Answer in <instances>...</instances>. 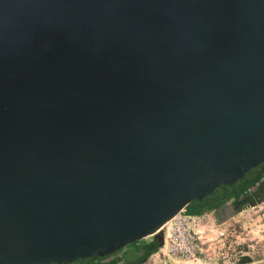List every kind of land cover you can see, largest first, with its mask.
<instances>
[{
	"label": "water",
	"instance_id": "95a60500",
	"mask_svg": "<svg viewBox=\"0 0 264 264\" xmlns=\"http://www.w3.org/2000/svg\"><path fill=\"white\" fill-rule=\"evenodd\" d=\"M264 163V0H0V264L153 236Z\"/></svg>",
	"mask_w": 264,
	"mask_h": 264
},
{
	"label": "rangeland",
	"instance_id": "374dc122",
	"mask_svg": "<svg viewBox=\"0 0 264 264\" xmlns=\"http://www.w3.org/2000/svg\"><path fill=\"white\" fill-rule=\"evenodd\" d=\"M253 197L250 202H244V208L236 213L217 209L193 215L199 230V260L165 257L161 250H157V245L140 264H264V186ZM143 241L157 240L149 236Z\"/></svg>",
	"mask_w": 264,
	"mask_h": 264
},
{
	"label": "built area",
	"instance_id": "2783aa9c",
	"mask_svg": "<svg viewBox=\"0 0 264 264\" xmlns=\"http://www.w3.org/2000/svg\"><path fill=\"white\" fill-rule=\"evenodd\" d=\"M157 231L161 235L157 250H161L165 257L199 260V230L196 229L194 216L188 214L185 208L178 211Z\"/></svg>",
	"mask_w": 264,
	"mask_h": 264
},
{
	"label": "trees",
	"instance_id": "16d2710c",
	"mask_svg": "<svg viewBox=\"0 0 264 264\" xmlns=\"http://www.w3.org/2000/svg\"><path fill=\"white\" fill-rule=\"evenodd\" d=\"M261 165H259L256 168L251 169L249 173L252 171H255ZM262 175L263 174H258L251 178H249V175L248 176L245 175L242 179H240L233 185L221 186L218 189H216L212 194L206 196L203 200L201 201L194 200L190 202L188 205L185 206L186 211L190 215H200L204 211L220 207L223 203H225L229 199L233 198L235 200L241 193L246 191L250 186L254 185L262 177ZM191 204L193 205L190 206ZM156 246H157V241L144 245V248H145L144 254L137 257L135 259L134 264H140L146 257H148L150 253H152L156 249ZM113 254L114 253L106 255V256H102V257L93 255L88 258L77 259L74 262L63 263V264H118L116 260H107Z\"/></svg>",
	"mask_w": 264,
	"mask_h": 264
},
{
	"label": "crops",
	"instance_id": "0c3cea01",
	"mask_svg": "<svg viewBox=\"0 0 264 264\" xmlns=\"http://www.w3.org/2000/svg\"><path fill=\"white\" fill-rule=\"evenodd\" d=\"M258 174H263L262 177L252 186H250L246 191H244L243 193H241L239 196L245 195L248 196L250 194L254 195L256 193V191H258V189H260L262 186H264V164L261 165L258 169H256L255 171H252L249 174V178L256 176ZM260 196V195H259ZM259 198V197H258ZM254 199V198H253ZM252 199V200H253ZM233 198L229 199L228 201H226L225 203H223L220 207H218V209H221L223 211V209H230L232 206V202H233ZM246 202H250V201H246ZM240 208L239 211L242 210L244 207V202L240 203ZM247 204V203H246ZM193 204H191L190 206H192ZM186 209V208H185ZM232 215H234V213H231ZM231 215V216H232ZM149 237V236H148ZM147 238V237H146ZM144 238V239H146ZM144 239L140 240V241H136V243L134 244L133 247H129V248H124L122 250H117L116 252H114V254L112 256H110V258H108L107 260H116V262L118 264H134L135 259L141 255L144 254L145 252V248L144 245L146 244H150L152 243V241H143ZM143 241V242H142ZM154 242V241H153ZM127 246V245H126ZM154 252V251H153ZM152 252V253H153ZM118 256H117V255ZM151 254V253H150ZM149 254V255H150ZM148 255V256H149ZM147 258V257H146ZM145 258V259H146ZM144 259V260H145ZM126 261V263H125ZM143 262V261H142ZM141 262V263H142Z\"/></svg>",
	"mask_w": 264,
	"mask_h": 264
},
{
	"label": "flooded vegetation",
	"instance_id": "af4514ba",
	"mask_svg": "<svg viewBox=\"0 0 264 264\" xmlns=\"http://www.w3.org/2000/svg\"><path fill=\"white\" fill-rule=\"evenodd\" d=\"M263 187V186H262ZM261 187V188H262ZM253 198H255V197H253V195L252 194H250V195H248V196H245V195H242V196H238L237 197V199H235V200H233V202H232V206H231V208L230 209H227V210H233V212L234 213H236L238 210H239V208H240V203L241 202H246V201H250V200H252ZM218 208H215V209H211V210H217ZM219 210V209H218ZM221 210V209H220Z\"/></svg>",
	"mask_w": 264,
	"mask_h": 264
}]
</instances>
